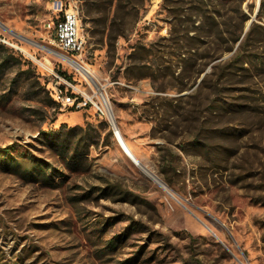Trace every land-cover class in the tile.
Segmentation results:
<instances>
[{
	"label": "rangeland",
	"instance_id": "1",
	"mask_svg": "<svg viewBox=\"0 0 264 264\" xmlns=\"http://www.w3.org/2000/svg\"><path fill=\"white\" fill-rule=\"evenodd\" d=\"M70 7L92 79L52 51ZM0 23V264H264V0H0Z\"/></svg>",
	"mask_w": 264,
	"mask_h": 264
},
{
	"label": "built area",
	"instance_id": "2",
	"mask_svg": "<svg viewBox=\"0 0 264 264\" xmlns=\"http://www.w3.org/2000/svg\"><path fill=\"white\" fill-rule=\"evenodd\" d=\"M54 41L59 51H52L57 54L74 59L83 52L84 42L79 35V16L76 8L70 7L63 11L56 24ZM53 76L55 80L51 88V96L61 109L80 110L90 107L99 118L108 120L109 124L114 121L111 109L109 114L107 107L103 104L102 93H100L101 101L95 100L93 96L82 92L64 76L56 73H53ZM104 102L106 103L105 100Z\"/></svg>",
	"mask_w": 264,
	"mask_h": 264
},
{
	"label": "trees",
	"instance_id": "3",
	"mask_svg": "<svg viewBox=\"0 0 264 264\" xmlns=\"http://www.w3.org/2000/svg\"><path fill=\"white\" fill-rule=\"evenodd\" d=\"M86 6H87V4H86ZM86 13L91 14L90 12H86ZM62 75H64V74H62ZM100 119H101L100 124L105 129L108 130L109 126H108L107 122L104 119H102V118H100ZM73 130H74V128L69 129V131H68V133L66 135H63V134L60 133V135H57V137H55V139L52 140V148H53V150L59 151L63 160H66L67 155H68L69 151L71 150V145H70V143L68 141V137H69V134H71V131H73ZM108 134H111L110 130H108ZM12 150H13L12 147L8 146L6 148H3L1 150V153H2L3 156H7V155H9L11 153ZM80 156L81 155H79L75 150H72L69 160H66V164L67 165H71L75 160L79 159ZM32 169L36 170L38 172V174L44 180H46L45 178L48 177V174H47V171L49 169L48 168V164L41 163V162H34L33 165H32L31 170H27L26 173H31Z\"/></svg>",
	"mask_w": 264,
	"mask_h": 264
},
{
	"label": "bare ground",
	"instance_id": "4",
	"mask_svg": "<svg viewBox=\"0 0 264 264\" xmlns=\"http://www.w3.org/2000/svg\"><path fill=\"white\" fill-rule=\"evenodd\" d=\"M61 55V54H59ZM61 58L63 60H65L71 67H73L75 70L79 71L80 73L88 76L89 78L92 79L90 72L83 66L82 63L76 61L75 59L71 58V57H67L64 55H61ZM100 95V93H98ZM104 100L106 101V103L104 102ZM103 100V104L107 107L109 114L110 113V106L109 103L107 102V100L104 97ZM115 123V121H114ZM111 125V124H110ZM119 137V147L121 148V150L123 151V153L126 155V157L137 167L140 169V171L149 179H151L153 182H155L158 186H160L163 190H165L171 197H173L174 199H177L176 196L174 195V193L170 190V188L165 184V182L158 177L154 172L150 171L149 169H147L146 167H144L139 161L138 159L133 155V153L130 151V149L128 148V146L126 145V143L124 142L121 134H118Z\"/></svg>",
	"mask_w": 264,
	"mask_h": 264
},
{
	"label": "water",
	"instance_id": "5",
	"mask_svg": "<svg viewBox=\"0 0 264 264\" xmlns=\"http://www.w3.org/2000/svg\"><path fill=\"white\" fill-rule=\"evenodd\" d=\"M0 26H1L2 28H5V27L3 26L2 23H0ZM111 127H112V130H113V132H114V136H115V138H116L118 144H120L119 137H118L119 130H118V127L116 126V124L114 123V121H111Z\"/></svg>",
	"mask_w": 264,
	"mask_h": 264
}]
</instances>
